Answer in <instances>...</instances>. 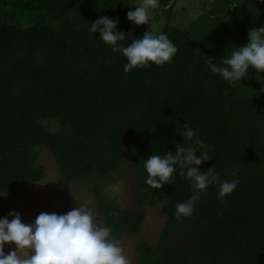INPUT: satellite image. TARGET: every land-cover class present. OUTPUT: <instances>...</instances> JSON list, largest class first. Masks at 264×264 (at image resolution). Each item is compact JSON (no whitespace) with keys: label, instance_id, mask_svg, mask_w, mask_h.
<instances>
[{"label":"trees","instance_id":"trees-1","mask_svg":"<svg viewBox=\"0 0 264 264\" xmlns=\"http://www.w3.org/2000/svg\"><path fill=\"white\" fill-rule=\"evenodd\" d=\"M129 11V0H0V218L9 213L6 197L45 176L36 148L51 154L64 183L113 173L129 154L142 186L137 200L165 216L154 245L137 239V264H264V73L250 68L229 85L207 67L264 26V0H210L184 29L167 16L159 34L178 49L172 61L125 73L126 59L91 23L118 20L127 46L145 34ZM185 123L210 146L199 170L214 168L223 182L238 169L240 183L223 200L219 184L209 186L194 214L177 219L175 206L193 195L192 185L174 174L154 190L143 165L150 155L175 154ZM99 212L114 240L139 236L145 211L103 200Z\"/></svg>","mask_w":264,"mask_h":264},{"label":"clouds","instance_id":"clouds-1","mask_svg":"<svg viewBox=\"0 0 264 264\" xmlns=\"http://www.w3.org/2000/svg\"><path fill=\"white\" fill-rule=\"evenodd\" d=\"M157 6L158 0H142L134 11L127 13V19L135 26L146 25L151 21L150 10ZM118 24V20L101 16L91 23V32H99V39L111 48L113 54L123 55L127 61L123 69L125 73L152 65L163 67L172 61L178 51L166 33L154 36L148 31L126 46L122 43L126 40V33L117 31ZM207 67L229 85L241 83L250 68L264 73V26L251 28L248 43L236 47L219 65L213 63V58H208ZM177 134L182 135L183 141L188 144L183 145V141L177 143L175 154L150 155L143 166L147 173L144 183L154 190L171 183L174 174L192 185L193 195L175 206V216L180 219L194 214V206L209 186L219 184L217 198L223 200L238 187L240 180L238 169L233 171L231 181L223 182L219 174L213 172L214 168L201 172V164L212 158L208 155L210 146L188 123ZM6 195L0 193V196ZM9 216L13 217L11 221L8 217L0 218V264H129L119 241L112 238L113 228L97 223L92 201L66 214L41 213L28 225L22 223L18 212L11 211ZM7 244H15L16 250L5 255ZM21 250L28 252L24 259L18 255Z\"/></svg>","mask_w":264,"mask_h":264},{"label":"rangeland","instance_id":"rangeland-1","mask_svg":"<svg viewBox=\"0 0 264 264\" xmlns=\"http://www.w3.org/2000/svg\"><path fill=\"white\" fill-rule=\"evenodd\" d=\"M132 11L142 0H129ZM210 0H175L172 11H160L157 8L150 10L151 21L146 25L135 26L142 32L159 35L166 24L177 29H184L199 15L206 12ZM162 8V5H159ZM50 130H57L54 122H44ZM37 164L45 170V176L37 183L25 187L21 192L6 197L9 212L15 211L21 215L22 223L32 224L41 213L66 214L67 212L84 206L92 201L93 212L97 223L104 225V218L99 212V204L103 200L113 201L120 210L134 212L145 211V219L138 237L121 236L118 241L129 264H137L135 243L138 238L154 245L163 229L165 216L161 214L160 206L148 207L146 203L137 200V194L142 186L134 175L129 154L124 156L118 169L110 174L91 173L84 181L64 183L59 176V169L51 154L44 148H36ZM11 221L13 217L7 215ZM16 250L15 244L4 247L5 255ZM21 259L27 257L28 252H18ZM31 255V252H29Z\"/></svg>","mask_w":264,"mask_h":264},{"label":"crops","instance_id":"crops-1","mask_svg":"<svg viewBox=\"0 0 264 264\" xmlns=\"http://www.w3.org/2000/svg\"><path fill=\"white\" fill-rule=\"evenodd\" d=\"M174 3H175V0H170L167 6H163V5L161 4V2L158 1V4H159V5H162V8H159L160 6H157V9L160 10V11H163V10L166 11V10H168V8H169V10L172 11V8H173Z\"/></svg>","mask_w":264,"mask_h":264}]
</instances>
